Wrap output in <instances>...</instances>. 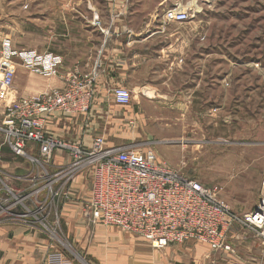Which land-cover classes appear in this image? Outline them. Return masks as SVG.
<instances>
[{
    "label": "rangeland",
    "instance_id": "obj_1",
    "mask_svg": "<svg viewBox=\"0 0 264 264\" xmlns=\"http://www.w3.org/2000/svg\"><path fill=\"white\" fill-rule=\"evenodd\" d=\"M176 1L134 0V24L165 27L162 13ZM0 5L6 14L0 25H7L0 45L5 38L14 48L29 44L31 34L14 29L15 0H1ZM169 25L183 33V106L172 115L153 108V118L129 130L135 136L133 147L151 151L159 162L215 189L234 214L243 216L264 193V0H202L187 22ZM19 69V61H4L0 55V75ZM79 190V201L88 200L87 180ZM4 192L0 176V199ZM48 228L56 238L50 240L43 230L40 238L74 264H146L153 254L141 239L93 226L79 204L65 206L59 225Z\"/></svg>",
    "mask_w": 264,
    "mask_h": 264
},
{
    "label": "built area",
    "instance_id": "obj_2",
    "mask_svg": "<svg viewBox=\"0 0 264 264\" xmlns=\"http://www.w3.org/2000/svg\"><path fill=\"white\" fill-rule=\"evenodd\" d=\"M201 1H176L162 13V25L187 22ZM0 47L4 61L17 60L26 72L46 79L60 78L61 59L54 54L14 48L8 38ZM14 80L15 70L0 75V132L13 155L27 158L36 171L27 177L30 188L7 191L0 199L8 223L38 233L43 230L53 240L55 231L48 226L57 227L60 212L74 201L93 226L116 228L154 251L193 242L232 253L228 234L236 225L256 234L264 244V193L252 211L238 216L215 189L159 162L151 151L108 147L103 136L84 144L48 135L50 118L87 114L93 101V76L73 72L61 88L7 103ZM112 98L119 106H128L132 100L131 92L121 87L112 91ZM32 147L37 149L35 156L28 155ZM57 153L66 158L63 164H54ZM85 180L89 197L80 202L79 186ZM48 250L41 264H74L61 250L53 246Z\"/></svg>",
    "mask_w": 264,
    "mask_h": 264
},
{
    "label": "crops",
    "instance_id": "obj_3",
    "mask_svg": "<svg viewBox=\"0 0 264 264\" xmlns=\"http://www.w3.org/2000/svg\"><path fill=\"white\" fill-rule=\"evenodd\" d=\"M15 13V31L31 34V42L17 48L52 53L61 59V66L60 78L53 79L23 68L15 71L14 98L61 88L73 72L80 77L93 76V101L87 114L50 118L46 124L48 135L84 144L95 136H103L108 147L133 146L135 136L129 130L153 118V108L172 115L183 106L179 64L183 33L177 25L136 26L134 0H15ZM5 16L0 5V17ZM4 23L0 33L7 26ZM118 87L131 92L128 106L114 103L112 91ZM36 150L32 147L28 155L35 156ZM65 161L61 154H55L54 164ZM35 171L27 158L15 157L0 136L4 193L30 188L27 177ZM76 204L73 201L66 206ZM6 217L0 208V264H41L49 251L47 241L27 226L8 223ZM228 242L232 253L193 242L185 243L192 244L190 249L152 250L146 264H264V244L256 234L236 225L228 234Z\"/></svg>",
    "mask_w": 264,
    "mask_h": 264
}]
</instances>
